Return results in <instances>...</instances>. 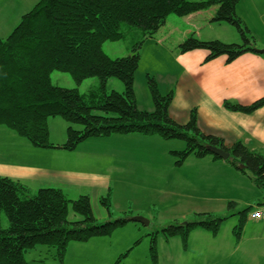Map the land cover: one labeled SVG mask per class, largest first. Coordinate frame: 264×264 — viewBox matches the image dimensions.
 Masks as SVG:
<instances>
[{
	"label": "trees",
	"instance_id": "1",
	"mask_svg": "<svg viewBox=\"0 0 264 264\" xmlns=\"http://www.w3.org/2000/svg\"><path fill=\"white\" fill-rule=\"evenodd\" d=\"M240 1L40 0L6 39L0 38V126L12 130L34 147L45 150L62 148L73 151L87 139L113 134L138 133L160 136L166 141L183 140L187 147L174 152L179 156L177 166H182L193 155L200 159L209 155L214 160L221 159L207 149V145L217 146L232 154L226 163L242 173L249 171L255 184L264 188L262 152L251 150L241 141L225 146L220 138L201 132L196 110L192 111L188 124L175 122L169 111L174 92L171 90L163 96L155 78L148 77L153 111L139 109L134 90L142 43L154 37L169 15L182 17L217 6L214 21L227 22L246 37L248 28L237 14ZM123 25L141 29L143 39L134 46L130 55L108 57L102 50V44L123 38ZM200 49L210 53L206 60L228 55L229 61L245 50H252L247 43L201 41L195 35L180 45L183 53ZM54 71L69 73L77 85L96 77L100 86L86 94H81L78 88L55 86L51 81ZM110 78L120 80L125 91L120 93L111 89L108 92ZM262 105L264 98L247 106L225 102L226 108L247 113ZM54 117H61L69 124L67 139L62 145H54L50 140L48 120ZM75 125L81 128L77 129ZM101 203L105 213L111 215L109 197L102 198ZM235 205V202L229 203L231 207ZM71 209L81 216L79 220H69ZM247 212H243L239 230ZM2 213L7 218V227L2 225ZM201 216L203 218L194 222L174 223L161 231L144 235L151 237L150 252L154 261H157L161 233L165 239L180 236L184 246L196 229L218 236L224 219L216 218L212 213ZM97 220L89 196L72 200L62 189L54 187L40 188L33 194L21 181L0 176V264H30L25 254L38 245L54 248L56 258L62 263L70 243L111 236L130 222L129 217L116 220L110 217L104 224Z\"/></svg>",
	"mask_w": 264,
	"mask_h": 264
},
{
	"label": "rangeland",
	"instance_id": "2",
	"mask_svg": "<svg viewBox=\"0 0 264 264\" xmlns=\"http://www.w3.org/2000/svg\"><path fill=\"white\" fill-rule=\"evenodd\" d=\"M39 1L0 0V38L6 39L18 26L22 17L30 12ZM217 10V6H209L200 12H203L202 16L209 13L211 17H215ZM237 13L243 18L251 35L256 38V46L264 48V0H244L237 9ZM187 16H168L165 25L157 31L154 37L143 41L139 51L141 60L139 69L135 73L134 82L136 101L140 110L151 112L154 109L148 77L156 79L158 89L163 96L175 89L178 76L182 71V65L179 61L177 62V58L183 53L180 50V45L191 36L192 32L201 41L217 40L229 44H244L240 32L227 22L222 21L220 26L218 23H213L209 24L210 26L205 24L192 29L189 23H196L197 19L187 20ZM122 32L125 35L119 41L109 40L102 44V50L108 57L121 58L130 55L134 46L140 43L144 36L141 29L130 28L127 25H123ZM51 81L55 86L78 88L81 94H86L89 90L100 86V80L96 77L88 78L77 85L69 73L60 71H54L51 74ZM109 86L108 92H111V89L120 93L125 91L124 84L115 78H110ZM60 124L69 126L68 122L61 117L49 118L48 128L52 136H50V140L58 137H54L55 133L53 132L60 127ZM75 127L81 128L80 125H75ZM141 137L140 140H131L129 143L112 144L110 142V145L105 144L103 148H98L95 152L92 147L79 146L77 152L72 154L66 163L56 162L65 168H78L83 172H98V174L107 177L106 189H103V186L94 187L92 191L82 188L83 193H81V195L86 194L82 196L95 197L97 194L100 196V208L95 205V213L101 218L97 220L99 224L108 221L103 219L101 213L105 210L101 199L105 197L110 199L112 220L130 218V222L125 227L117 229L111 236L119 239L120 256L118 252L116 259L107 255L106 258L99 259L97 262V259L93 258L95 256L93 244L86 247L70 243L71 250L74 249L73 247H77L78 250L74 253L82 255L78 259L81 261L80 264H86L88 260L92 264H156L150 252L151 237L146 236L144 243L135 246L141 239L139 232L148 235L161 231L162 228L174 223L194 222L203 218L201 215L207 213L224 219L217 237H214L209 231L198 229L191 232L192 235L186 246L180 236L174 238L176 240L169 238V241L173 242L170 246L173 247L178 242V247L185 248L189 244L192 252L198 250L193 255L203 259L209 256L204 251L210 250L209 253L213 254L211 245L220 246L224 247L222 253L230 257L235 243L240 240L238 238L243 234L242 228L239 230L238 226L245 211L236 212L235 215L234 208L229 206V203L232 202L228 199L229 196L236 199L237 209L246 208L244 200L255 198L262 202L264 199L263 192L257 190L254 183L250 182L251 173L247 170L246 173H242L237 167L230 166V172L227 174L225 170L217 166L214 167L208 161L201 160L195 155L190 156L182 166H177L176 162L179 160V156L174 152H179L187 147L183 140L160 139L161 143L157 144L154 140H147L145 136ZM46 151L34 147L12 130L0 126V170H2L0 176L15 179L13 174L17 171V167L50 166V158H46L44 155ZM90 154L98 157L90 158ZM207 158L209 159L206 160L213 159L211 155ZM218 161L225 162L222 159H218ZM25 184L29 186L33 194L37 193L40 188H45L43 184L35 182ZM139 216L148 220L149 224L131 222L132 218ZM79 218L81 216L71 209L69 220L77 221ZM108 218L110 220V217ZM1 219L2 225L7 227L8 221L4 213H2ZM245 231L244 239H249L251 232ZM159 236L157 257L160 253V264H163L166 258L161 250L165 248L166 243L163 241L165 239L163 234L161 233ZM104 241L106 244L111 243L109 248L116 247L117 240ZM130 247L134 249L128 250ZM86 250L89 251L85 252ZM238 252L242 254L243 249H238ZM55 255L54 248L38 245L35 249L26 252L25 258L30 264H61L55 262L57 259ZM112 255L115 257L116 253L113 252ZM68 262V264L74 263L71 260Z\"/></svg>",
	"mask_w": 264,
	"mask_h": 264
},
{
	"label": "crops",
	"instance_id": "3",
	"mask_svg": "<svg viewBox=\"0 0 264 264\" xmlns=\"http://www.w3.org/2000/svg\"><path fill=\"white\" fill-rule=\"evenodd\" d=\"M243 1L244 0L240 1L238 8L242 5ZM200 11L188 14L186 18L187 20H192V18L197 19L196 23H189L192 29L198 28L201 25H211L213 23H218L220 26L222 21H214V17H211L209 13L202 16L203 12ZM248 30L246 31V37L241 35L243 38L242 43H247L252 50H245L244 53L235 57L233 60L229 61L228 55L206 60L210 53L204 49L190 50L186 53L180 54L177 58V62L179 61L180 65H182V71L178 76L175 89H172L174 96L169 111L170 117L175 122L181 125H186L190 122L192 111L196 110L198 127L201 132H204L208 136H216L220 138L225 146H232L238 143V141H241L250 147L251 150L259 153L262 152L264 154V105L259 106V109L248 113L242 111L235 112L225 107L226 101L233 104L238 103L239 105L247 106L264 98V55L255 51L256 49L264 48L256 46V38L253 37L251 31ZM191 35L196 34H193L192 32ZM68 127V125L63 126L60 124V127L55 129V132H53L55 133L54 137H58L51 139V142L54 145H62L66 142ZM141 136L144 137V135L138 133L124 135L113 134L109 137L87 139L80 143L73 151H68L62 148L48 149L44 155L46 158H50V166L26 165V167L23 168L17 167L18 169L13 175L15 176V180H19L24 184L35 182L43 184V187L45 188H60L68 198L76 200L82 195H86H81V193H83L82 188L92 191L94 187L103 186L102 188L106 189L107 177L98 174V172H83L78 168H65L60 164H56L57 161L58 163H66L67 159L77 152L79 146L92 147L95 149L93 152H95L98 148H103L105 144L110 145V142H112V144L118 142L129 143L131 140H140L142 138ZM145 138H147V140H154L157 144L161 143L162 140L160 136H145ZM95 156L98 157L94 154L89 155L90 158H94ZM206 159L209 158L204 157V159L201 160L208 161L210 165L225 170L227 174L230 172V166L233 167L229 162L220 163L218 160ZM4 166L8 167L7 165ZM0 171L2 173V170ZM249 180L251 183H254L257 187L256 189H259L261 193L263 192L262 195H264V188L257 186L251 176L249 177ZM89 197L92 201L93 210L96 212L95 205L100 208V196L97 194L95 197ZM228 199L236 203V199L233 196H229ZM244 204L246 207L244 209H237V203L232 207L234 208L233 212L235 215L236 212L248 211L243 219V225L241 226L243 232L242 237L238 238L240 240L235 243L236 245L231 251L230 255L232 257L226 256V254L222 253L224 247H215L214 245H211L210 247L213 248V254L209 253L210 250H206L204 252L208 253L209 256L207 255L208 257H204L203 259L193 255V253H196L198 250L192 252L190 246H188L189 244L184 248L178 247L177 242L176 245L172 247L170 244L173 242L169 241V239H164L163 241H165L166 246L161 252L165 255L166 260H164L163 264H264V221L251 220L248 217L252 208L262 207L264 205V199L260 202L255 198H251L249 200H244ZM101 213L103 219L109 220L108 217L112 218L110 214L105 213V210L101 211ZM98 219L101 218L98 217ZM245 230L251 232V237L249 239H244V234L246 233ZM139 235V237H141L140 242L136 243L135 246H139L140 243H144L145 241V234H142L140 231ZM191 235L192 234H190V236ZM111 236L96 237L88 242H73L72 244L86 247L93 244L92 248L95 249V256L93 258H96L97 262H99V259L106 258L107 255H111V257L116 259L117 253L120 251L119 239ZM176 237L177 236L174 238ZM104 240L107 242L117 240L116 247L113 249L109 248L111 243L106 244ZM73 248L74 249L71 250L72 247H70V244L68 245L66 255L61 264H68L69 260L73 261V264H80L81 261L78 259L82 255L75 254L74 252L78 250V248ZM134 248L130 247L128 250ZM238 249H243L242 254L238 252ZM88 251L89 250H86L85 252ZM113 252L116 253L115 257L112 255ZM55 262H59L58 259H56ZM160 262L161 258L159 253L155 263L160 264ZM86 264H92V262L88 260Z\"/></svg>",
	"mask_w": 264,
	"mask_h": 264
},
{
	"label": "water",
	"instance_id": "4",
	"mask_svg": "<svg viewBox=\"0 0 264 264\" xmlns=\"http://www.w3.org/2000/svg\"><path fill=\"white\" fill-rule=\"evenodd\" d=\"M255 51H257L258 53L264 55V50L261 49H256ZM207 149L211 154L217 155L219 156L222 160L227 161V159H229L232 154H230V152H226L223 148L221 147H217V146H212V145H207ZM133 222L135 223H144L146 225L149 224V221L146 220L145 218L139 216V217H135L131 219Z\"/></svg>",
	"mask_w": 264,
	"mask_h": 264
},
{
	"label": "built area",
	"instance_id": "5",
	"mask_svg": "<svg viewBox=\"0 0 264 264\" xmlns=\"http://www.w3.org/2000/svg\"><path fill=\"white\" fill-rule=\"evenodd\" d=\"M249 218L256 221H264V207L263 208H256L252 210L249 214Z\"/></svg>",
	"mask_w": 264,
	"mask_h": 264
}]
</instances>
